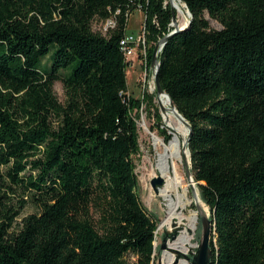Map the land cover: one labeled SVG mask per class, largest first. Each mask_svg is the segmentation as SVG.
<instances>
[{"label":"trees","instance_id":"obj_1","mask_svg":"<svg viewBox=\"0 0 264 264\" xmlns=\"http://www.w3.org/2000/svg\"><path fill=\"white\" fill-rule=\"evenodd\" d=\"M182 2L191 23L158 77L192 126L211 264H264V0ZM136 9L152 59L170 31L164 0H0V264L153 263L120 45ZM28 203L37 211L22 215Z\"/></svg>","mask_w":264,"mask_h":264},{"label":"bare ground","instance_id":"obj_2","mask_svg":"<svg viewBox=\"0 0 264 264\" xmlns=\"http://www.w3.org/2000/svg\"><path fill=\"white\" fill-rule=\"evenodd\" d=\"M173 3L177 13L186 18L188 13L182 0H173ZM186 23L187 21L181 26L187 25ZM123 52L127 59V52ZM160 99L166 107L163 118L171 136L166 138L160 136L157 132L152 134L155 153L148 175L152 178L157 174L163 179L162 186L155 189L157 201L160 202L162 211L158 229L166 227L169 233L178 231L174 238L169 241V249L164 252V264H188V260L184 259L180 253L187 254L199 223L200 214H207L208 208L201 200L196 184L190 179H186L182 171L184 161L189 162L190 160V150L183 147V142L189 131L188 126L176 111L170 108V99L166 94H162ZM193 187L197 191L196 199L192 194ZM153 195L152 188H150L149 199ZM195 200L198 204L197 208L193 207Z\"/></svg>","mask_w":264,"mask_h":264},{"label":"rangeland","instance_id":"obj_3","mask_svg":"<svg viewBox=\"0 0 264 264\" xmlns=\"http://www.w3.org/2000/svg\"><path fill=\"white\" fill-rule=\"evenodd\" d=\"M165 1L166 3L170 4L169 0H164V2ZM185 9L188 13L186 18L185 16L183 15L180 16L177 13L178 23H180V25L185 23L190 17L189 11L186 6H185ZM144 22L146 23L144 12L142 10L136 9L135 11H133V13L130 16L127 32L138 35L141 25ZM171 22L169 24L170 30L173 28V26L171 25ZM213 25L215 27H220V24L216 21H213ZM147 29L149 30L148 26H147ZM148 37H149V32L147 33V38ZM147 41H148V46L151 47L153 43L149 41L148 39ZM52 51L53 49L51 50V52ZM134 61L135 62L133 65L131 66L127 65V76H128V93L131 96V98H133V101L135 102V104L131 108V115L134 117V120L137 123L138 134H139V145H140L137 154L134 156L135 173L137 175L136 189L145 207L150 211V213L157 220L156 239L154 242L155 253H154V261L152 264H164L163 255H164V252L169 249L168 243L171 239L167 240L166 242L165 241L166 236L164 233L165 228H162L160 230L158 229V226L162 218V211H161V204L159 201H157V193L155 191V188L152 186L151 180L154 177H159V175L156 174V176L150 178L148 175V170L150 169L152 165L154 153H155L152 134L154 132H157V134L163 137H166L167 134L171 136V134L169 132V129L165 126L163 113L160 107V99L157 94V90L155 89L154 91H150V89L144 83V77H145L144 74H145L146 67L144 66V64L141 63L140 57L136 58V60ZM43 62L45 64L50 63V54L44 58ZM148 71H147V74H148ZM147 78L149 80V74ZM55 91L59 99L61 101H64L65 91H64L62 81H57L55 83ZM189 162L188 163L191 167L192 165L191 157H190ZM182 171L183 173L186 172V167L184 164L182 165ZM197 185L198 184L196 183V186ZM150 188H152V192L154 194L151 197V199H149ZM197 189H198V186H197ZM205 206L208 208L207 214L211 217V211L209 210V207L207 205ZM193 207L197 208L195 205V202L193 203ZM36 211H37V207L31 203H28L26 207L22 210V215H27L29 213L36 212ZM202 230H203V226L199 218V223H198L197 229L195 230V235L193 236L194 239L192 238V241H191L192 243H191L190 248L192 247L195 248L199 246L197 244L198 243L200 244L199 240L201 241V237L203 233ZM188 252L189 250L187 251V253ZM180 255L184 259H186L183 256L185 255L184 253H180Z\"/></svg>","mask_w":264,"mask_h":264},{"label":"water","instance_id":"obj_4","mask_svg":"<svg viewBox=\"0 0 264 264\" xmlns=\"http://www.w3.org/2000/svg\"><path fill=\"white\" fill-rule=\"evenodd\" d=\"M169 1L171 4V10H172L171 25L173 26V28L166 35H164L161 39H159L158 42L155 44V47L153 50V56H152V67L154 69L153 72H154L156 90H157V94L159 96V99L161 98L162 94H166L170 99V104H171L170 108L173 109L174 111H176V113L182 118V120L188 126L189 131H188L187 138L183 142V147L184 148L187 147L189 149V144H190V140H191L192 133H193L192 126H191L190 122L182 115V113H180V111L176 107V105H175L172 97L170 96V94L166 90H164V88L162 87L161 82L159 80V77H158V72H159V68H160V54L164 48V45L174 34L184 30L185 28H187L191 23V17H192L190 10L187 8L189 11L190 17L187 20V23H186L187 25L181 26L180 23H178L176 7L173 3V0H169ZM183 3L187 7L186 3L185 2H183ZM160 47H161V49H160ZM160 107H161L162 113L166 112V107L162 104L161 99H160ZM190 157H191V152H190ZM189 163L187 160L184 161V165L186 167V173H187L189 179L194 184H196V183L198 184V182L195 180V177H194L192 165L190 167ZM162 181H163V179L159 176V177H154L151 180V183L153 186H155L156 184L162 183ZM197 186H198V191H199L198 194H199L201 200L204 202L205 205H207V203L204 201V199L202 197L199 184ZM192 193H193L194 198L196 199L197 191H196L195 187L192 188ZM195 205H196V207H198L196 200H195ZM209 210L211 211L210 207H209ZM200 220H201V224L203 226V230H202L203 233H202L200 244L198 246V252H197L196 257H195V264H211L212 263L211 238H212V232L214 231V225H215V223L212 219V211H211V217L208 214H205V215L200 214ZM164 233L166 236L165 241L167 242V240L173 239L174 236L176 235V233H178V231H176L172 234V233H169L167 228L165 227ZM164 247H165V245H164Z\"/></svg>","mask_w":264,"mask_h":264},{"label":"built area","instance_id":"obj_5","mask_svg":"<svg viewBox=\"0 0 264 264\" xmlns=\"http://www.w3.org/2000/svg\"><path fill=\"white\" fill-rule=\"evenodd\" d=\"M164 4L165 5L167 4L166 1L164 2ZM139 10H142V9H139ZM145 20H146V15H145ZM113 25H114V20L108 19L107 22L104 24V29H107L109 26H113ZM148 32L149 30L147 29L146 23L144 22L141 25L138 35H135L133 33H128L126 31V33L122 37L121 45H122L123 51L127 52V64L129 66L134 64L135 62L134 60H136V58H139V57L141 58V63L144 64V66L146 67L145 74H144L145 76L144 83L150 89V91H154L156 89V84H155V78H154V72H153L154 69L152 67V59H150V56H149L150 47L148 46V41H147ZM147 71L149 74V80L147 78L148 76ZM128 98H131L129 93H128Z\"/></svg>","mask_w":264,"mask_h":264},{"label":"flooded vegetation","instance_id":"obj_6","mask_svg":"<svg viewBox=\"0 0 264 264\" xmlns=\"http://www.w3.org/2000/svg\"><path fill=\"white\" fill-rule=\"evenodd\" d=\"M184 175L186 176L187 179H189V177H188V175H187L186 172H184ZM162 184H163V181H162V183L156 184V185L154 186V188H155V189H158ZM152 186H153V185H152ZM194 235H195V233H194ZM194 235H193V236H194ZM193 239H194V238H193ZM197 241H198V240H197ZM199 242H200V240H199ZM197 245H199V243H198ZM197 245H196V246H197ZM189 248H190V247H189ZM196 252H198V246L195 247V248L192 247V249L190 248V249H189V252H188L187 254L183 255V256L188 260V264H195V257H196V254H197Z\"/></svg>","mask_w":264,"mask_h":264}]
</instances>
